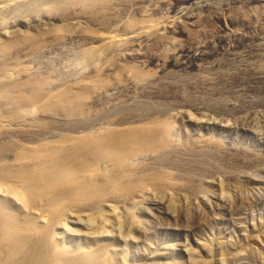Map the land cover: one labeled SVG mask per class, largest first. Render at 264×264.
Here are the masks:
<instances>
[{
	"label": "bare ground",
	"instance_id": "obj_1",
	"mask_svg": "<svg viewBox=\"0 0 264 264\" xmlns=\"http://www.w3.org/2000/svg\"><path fill=\"white\" fill-rule=\"evenodd\" d=\"M117 1L0 0V264H140L136 259L155 264V258L171 264L167 246L150 245L147 251L131 253L127 243L132 234L150 232L136 218V209L158 208L162 201L157 194L169 197L175 186L168 172L138 168L143 157L156 161L176 151L182 158L188 149L174 132L175 124L159 117L146 120L143 110L131 114V103L125 105L130 109L124 116L88 123L94 100L109 103L111 90L144 88L152 79L124 63L110 74L113 80L96 69L126 43L157 36L160 24L143 13L126 17L122 34L92 33L81 23L84 19L76 24L71 17L61 25L70 36H64L60 26L35 30V36L9 34L25 16L32 17L23 23L30 30L48 21L52 12L69 8L85 12L88 19L106 16ZM13 16L16 22L11 27ZM31 60L45 63V71L41 66L30 70ZM56 61L63 62L56 66ZM90 69L96 72L87 78ZM59 112L60 128L40 122L47 117L58 120ZM185 123L224 127L205 118ZM206 193L198 191L195 198L205 201ZM70 219L82 228L77 232L84 242L63 239L69 234L65 222ZM112 229L125 233L115 237ZM192 255L188 254L190 263L196 264Z\"/></svg>",
	"mask_w": 264,
	"mask_h": 264
},
{
	"label": "rangeland",
	"instance_id": "obj_2",
	"mask_svg": "<svg viewBox=\"0 0 264 264\" xmlns=\"http://www.w3.org/2000/svg\"><path fill=\"white\" fill-rule=\"evenodd\" d=\"M117 2L106 16L94 14L92 20L77 8L55 11L48 21L30 30L23 23H30L31 16L19 25L13 16L10 26L15 25L9 34L47 32L54 26L65 31L63 19L71 17L76 24L84 19L81 23L92 33L122 34L124 21L143 13L160 24L157 36L126 43L120 53L96 69L110 78L124 63L152 79L144 88L111 90L109 103L104 98L96 104L94 100L93 119L88 122L93 125L124 116L130 109L125 105L131 103V114L143 110L146 120L159 117L174 123V132L188 149L180 159L175 151L156 161L139 160L140 172L149 168L168 172L175 186L169 197L157 194L162 201L158 208L136 209V218L153 234H132L135 239L129 240L127 249L132 253L147 251L150 245L167 246L171 264H191L188 254H193L196 264H264V0ZM62 34L70 36L66 31ZM62 62L56 61V66ZM38 63L27 61V66L30 70L41 66L45 71V63ZM96 70L85 72L86 77L92 78ZM58 116V120L47 117L40 122L60 128L63 115L59 112ZM189 118L220 121L224 127L185 123ZM198 191L208 192L205 201L195 198ZM65 227L69 230L63 238L66 242L73 238L85 241L78 237L82 228L74 221L67 220ZM118 232L115 229L111 234L125 233ZM155 264L163 263L155 258Z\"/></svg>",
	"mask_w": 264,
	"mask_h": 264
}]
</instances>
